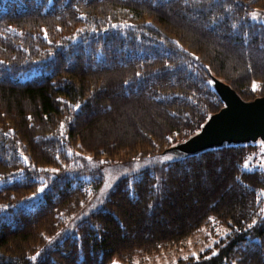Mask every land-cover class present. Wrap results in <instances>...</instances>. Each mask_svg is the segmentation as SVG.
<instances>
[{
    "label": "trees",
    "instance_id": "trees-1",
    "mask_svg": "<svg viewBox=\"0 0 264 264\" xmlns=\"http://www.w3.org/2000/svg\"><path fill=\"white\" fill-rule=\"evenodd\" d=\"M255 11L264 0H0V264H113L212 218L231 233L176 264H264V171L243 170L258 145L154 164L101 201L88 159L195 135L225 107L211 75L264 96Z\"/></svg>",
    "mask_w": 264,
    "mask_h": 264
},
{
    "label": "rangeland",
    "instance_id": "rangeland-1",
    "mask_svg": "<svg viewBox=\"0 0 264 264\" xmlns=\"http://www.w3.org/2000/svg\"><path fill=\"white\" fill-rule=\"evenodd\" d=\"M257 13L258 19H253L256 22H262L264 24V13L260 11H255ZM31 75H27L24 79H28ZM213 87L217 92L215 85L217 82H221L223 84L224 81L216 78L214 75H211ZM253 89V87H252ZM257 89V88H256ZM256 89L254 91H256ZM218 93V92H217ZM220 93V92H219ZM218 93V95H219ZM220 96V95H219ZM222 99V96H220ZM240 97V96H239ZM241 98V97H240ZM264 96L256 95L255 99L253 100H245L241 98L244 102L250 103L255 102L257 100L263 99ZM223 101V100H222ZM210 118L207 120L206 123L210 121ZM205 123V124H206ZM204 124V125H205ZM204 127V126H203ZM202 129L197 132L195 135L189 137L183 142H178L175 145L169 147L168 149L162 151L159 155H153L150 157H145L139 161H130V159L138 157L142 154L143 150H137L136 152H132L130 155L125 153H119L113 156V159L108 160L105 156H97V157H90V162L93 166L101 167L103 166L105 171V184L100 193V201L106 196L109 189L122 177L128 176L130 174L136 173L140 170L146 169L148 167L153 166L157 163H163L167 161H172L174 159H179L183 156L182 151L180 150L179 146L190 141L191 139L195 138L196 136L200 135ZM246 145V144H253L258 145V151L252 154L243 164V170L245 171H255V170H263L264 171V137H258L254 139H248L244 141H232V142H225V145ZM222 146V147H223ZM166 157H170L171 159H166ZM106 161L114 162L105 164ZM91 177V176H87ZM40 186L39 188H41ZM38 188V189H39ZM35 197H39L42 192L35 191ZM31 196V197H32ZM264 199V194H263ZM101 202L98 201V204ZM231 233V229L229 226L222 224L217 219L212 218L208 224L203 226L198 232H196L191 237L181 241L180 243L168 245L166 247L161 248L156 253H138L131 259L125 260H114L113 264H176L181 260H188L190 258L198 259L204 253L208 251H213L214 247L218 245L224 238H226ZM216 252V251H215ZM213 252V253H215Z\"/></svg>",
    "mask_w": 264,
    "mask_h": 264
},
{
    "label": "water",
    "instance_id": "water-1",
    "mask_svg": "<svg viewBox=\"0 0 264 264\" xmlns=\"http://www.w3.org/2000/svg\"><path fill=\"white\" fill-rule=\"evenodd\" d=\"M216 84L225 107L211 116L200 135L179 146L185 157L222 147L226 141L264 137V98L247 103L228 85Z\"/></svg>",
    "mask_w": 264,
    "mask_h": 264
},
{
    "label": "snow or ice",
    "instance_id": "snow-or-ice-1",
    "mask_svg": "<svg viewBox=\"0 0 264 264\" xmlns=\"http://www.w3.org/2000/svg\"><path fill=\"white\" fill-rule=\"evenodd\" d=\"M251 16H252V19H258V16H257V13L256 12H253L252 14H251ZM113 27H116V25H113ZM233 27H235V25H233ZM45 37H47V32H45ZM137 75H139V73H137ZM252 87H253V90H255L256 88H257V85H256V83L255 82H253V85H252ZM79 107V105H77V108ZM63 127V125H61V128ZM5 135H7V133H5ZM169 139H170V137H169ZM24 159H25V162H27V157H24ZM88 159H91L90 157L88 158ZM166 159H171L170 157H166ZM51 171H53V172H56V171H58L57 169H52ZM38 191L39 192H43L44 191V188L43 187H41V188H39L38 189ZM36 195V193H33V196H35ZM33 259H35V257H33Z\"/></svg>",
    "mask_w": 264,
    "mask_h": 264
}]
</instances>
